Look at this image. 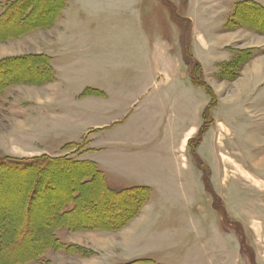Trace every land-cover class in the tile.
Listing matches in <instances>:
<instances>
[{
  "label": "rangeland",
  "instance_id": "1",
  "mask_svg": "<svg viewBox=\"0 0 264 264\" xmlns=\"http://www.w3.org/2000/svg\"><path fill=\"white\" fill-rule=\"evenodd\" d=\"M241 1H217L216 9L192 0H65L55 21L49 10L30 16L23 7L0 20V85H11L0 94V165L39 168L30 178L0 167L2 230L31 223L33 232L4 240L9 261L18 260V248L34 257L50 241L47 231L66 221L63 203L73 201L70 219L82 225L52 239L81 252L50 243L19 264H264V13H238L227 29ZM190 16L209 47L192 45L199 33ZM26 17L48 25L28 32ZM38 54L50 57L54 81L37 83ZM186 54L200 66L187 65ZM233 62L218 77L220 65ZM94 88L100 93L90 94ZM62 156L95 163L111 188L150 186L147 207L126 226H99L133 210L132 200L83 207L100 182L78 187L76 200L81 169L64 165L50 164L58 191L49 193L42 160ZM132 156L147 161L144 176L128 163Z\"/></svg>",
  "mask_w": 264,
  "mask_h": 264
},
{
  "label": "trees",
  "instance_id": "2",
  "mask_svg": "<svg viewBox=\"0 0 264 264\" xmlns=\"http://www.w3.org/2000/svg\"><path fill=\"white\" fill-rule=\"evenodd\" d=\"M65 0H8L6 3L5 2H1L0 1V20H2L6 15H8V12L12 11H16L18 10V8L23 7L27 9V12H29L26 15H30L32 14V11L35 10L36 8L40 10H49L50 14H51V19L53 18V21H55L62 13L64 7H65ZM38 5L40 7H38ZM261 12L264 13V8L258 4L257 2H255L254 0H243L239 3H237L235 5V9L231 15V17L228 19V24L226 26L227 29H230L231 25H235L234 23H236V21H238V13L240 14L241 17H245L246 15L248 17H255L258 16L259 14H261ZM31 13V14H30ZM255 14V16H254ZM26 20H23V22H21V24H25V29L28 30V32H33L35 31L38 27H46L48 25L47 21H39V22H34L32 18L26 17ZM23 34V33H22ZM4 35V34H3ZM5 36H1V39H3ZM2 41V40H0ZM185 61L187 63V65H189L190 67H199L200 65L198 64V62L194 61L193 62V58L192 56H189L186 54L185 55ZM32 60H34V63H40V70H42V74L41 79H39V81L37 83H48V82H52L54 81V75H53V69L51 66V61H50V57L46 54H38L36 56H34L32 58ZM238 62V61H235ZM235 62L231 63V64H227L224 63L222 65H220L221 68V72L218 74V77H224L226 71L232 67V65L235 66ZM42 67V68H41ZM234 70V69H233ZM237 75H239V73H237ZM6 84V85H5ZM8 84V85H7ZM11 86L9 83H2L0 85V94L2 93V91ZM100 93L99 91L93 90L91 91L90 94H97ZM79 144H69L67 147H77ZM38 160H36L35 162H37ZM40 161V160H39ZM45 164H44V169L41 170L45 173L46 179H45V187H46V191H48L49 193H54L55 191H58V189L56 190L55 187L51 186V181H50V173H53L54 171V167L50 166V164L52 165H64V166H71V167H78L79 169H81V171L79 172L80 176L83 178V181H80L76 187L75 190L72 192V194H74V192L78 191V193H76L74 196V199H81V195L80 191L77 189L78 187H85L87 184H89L90 182H94L96 179L99 180V186L97 187L98 189L93 190L92 194L90 195H86L88 198L85 199V197H83L84 199L82 202V206L84 207L87 202H95L96 204H103V200L105 199V203L107 205H114L115 207L117 206L116 204L118 203L117 201L120 198L123 197H129L132 200V206L134 207L133 210H129L128 212H126L125 214H123L121 217H117V216H113L112 218L114 219L113 222H98L96 224H99V226H103V224L105 225H112L110 226V230H115L117 228H120L122 226H126L130 221H132L136 216H138V214L140 213L142 207L148 202L149 198H150V188L146 187V186H136V187H130V188H123V189H114L109 187L106 184L105 181V176L103 174V172L101 170L98 169L97 165L93 162H87V161H78L75 160L71 157H46L45 160H42ZM2 166V168H7V169H12L15 171H19L20 174H24L25 176H29L30 178H33L34 175L36 176V172L37 169H39L38 167H36V164L33 165H28V164H24V163H20V162H16L14 160H8L7 162H5V164L0 165V167ZM27 173V174H26ZM75 174V173H74ZM87 176H90L89 180L85 179ZM85 177V178H84ZM41 179H37L35 178L34 183L35 186L37 187L39 184V182H41ZM38 182V183H37ZM206 182V181H205ZM42 183V182H41ZM206 182V186H207ZM36 187L33 188L32 192L36 191ZM210 187V185H209ZM92 191V190H91ZM71 194V195H72ZM125 194V195H124ZM122 196V197H120ZM64 195H62V197L60 198L61 201H63L64 199ZM128 198V199H129ZM70 199V198H69ZM121 200V199H120ZM73 201H71L70 206L68 207L67 205L69 204H64L63 203V207H61V213H60V218L64 217V219L66 221H62L59 222L58 225L52 229V230H48V235H50L49 239L50 241L46 242L43 246L42 249H40V251L34 255V257H31L28 259V255H30V250H28V255L27 253L22 254L20 251H22L21 248H18V252L16 256H18V260L16 262H11L8 260V253L6 251H4V246L2 245V243L4 242V240H10V244L13 243V240L16 239H27L28 235L32 234L33 232H31V226L29 225L31 223H29L26 226V229L23 231L22 229L20 230H15V228L12 227V231H8L9 233L5 232L4 230H2L3 226H0V264H19V263H28L31 262L35 259H37L38 257H41L42 253L41 250H47L49 248H52V245L56 243L55 248L54 249H60L63 250L65 249L66 251L70 252V248L73 247V249H77L78 247L75 245L72 246H65L63 244L60 243V241L56 238V239H52L54 236V232L60 230V229H68L71 231V227L72 225L74 226V224H77L76 221L78 219H76V221L71 220L70 218L72 213L76 210V207L74 205V203H72ZM119 204V203H118ZM81 206V207H82ZM78 208V206H77ZM70 216V217H69ZM119 219L118 222H116ZM115 221V222H114ZM8 222H6L7 224ZM80 223V222H79ZM77 224V225H82V224ZM76 226V225H75ZM98 226V225H96ZM84 227V228H83ZM81 229H85L88 226L84 225ZM99 228L101 229V227H95L93 229ZM46 229V228H45ZM88 229V228H87ZM35 234V232H34ZM52 243L51 247H49L48 245ZM76 253H80L81 251H79L78 249L75 251ZM15 253V254H16ZM74 253V252H73ZM32 255V254H31ZM41 255V256H40ZM11 256V255H10ZM21 256V257H20ZM27 256V257H26ZM128 264H132V263H128Z\"/></svg>",
  "mask_w": 264,
  "mask_h": 264
},
{
  "label": "crops",
  "instance_id": "3",
  "mask_svg": "<svg viewBox=\"0 0 264 264\" xmlns=\"http://www.w3.org/2000/svg\"><path fill=\"white\" fill-rule=\"evenodd\" d=\"M2 1H5V0H2ZM192 1H200V2H203L204 4L205 3H208V5L210 6V8H216V9H218L217 7H215V3L217 2V1H223V0H192ZM236 1H238V0H233V2L232 3H235ZM260 1V0H259ZM211 3H213L214 5H210ZM209 6H207V7H209ZM219 7V6H218ZM207 10V9H206ZM205 10V11H206ZM213 10V9H212ZM211 11V10H210ZM208 12H209V10H208ZM223 14V13H222ZM222 14H220L219 16H218V18L219 17H221V15ZM223 16V15H222ZM190 21H191V23H192V28H193V31H195V34L196 33H199V34H197V38H196V41L194 42V43H192V45L193 44H195V45H197V44H205V46L206 47H209V43H207L206 41H204V39H203V37H201L202 35H201V33L200 32H198L197 30H196V20H195V18L193 17V16H190V17H187ZM222 24H223V22H222ZM211 50V48L209 49V51ZM184 51V50H183ZM203 64V63H202ZM247 72H250L251 74H252V76L253 77H261V76H263V74L261 75L258 71H255V70H253L252 68H248V69H246V73ZM169 80H170V78H169ZM144 81H146V80H144ZM86 88H88V87H86ZM85 88V89H86ZM90 88V87H89ZM94 89H96V91H98L99 89L98 88H94ZM148 91V88H146L145 87V85H143V86H140V89H139V91H138V93H140V95H144L146 92ZM79 96V95H78ZM87 97H89V98H97V97H99V96H87ZM101 127H103L102 125H97V126H94L93 127V129H99V128H101ZM104 128H111V127H104ZM89 129H91V128H89ZM88 129V130H89ZM190 129H193V130H195V127H191ZM192 133V131H190V134ZM190 137H186L184 140H183V143H186L187 141H188V139H189ZM182 140V139H181ZM183 149V148H182ZM183 159H184V161H183V165L184 166H186L187 165V162H188V158L186 157V156H183L182 157ZM144 160V159H143ZM195 160H196V158H195ZM128 163L129 164H132V165H135L136 167H138L140 170H138L137 168V171H138V173L141 175V176H144L145 174H146V168L147 167H144V164H147V161H142V163L141 162H138V160H137V157L135 156H132V157H130V159H129V161H128ZM139 164H142V166L141 165H139ZM153 166H154V169H155V171H157L158 170V165H157V162H155L154 164H153ZM170 171L172 172V176H174V174H175V169L173 168H171L170 169ZM105 172V171H104ZM204 181V180H203ZM204 183L206 184V182L204 181ZM135 186H146V187H149L150 188V190H151V193H152V188L150 187V186H148V185H144V184H138V185H135ZM135 186H131V187H135ZM128 188H130V187H128ZM206 190H208L207 189V186H206ZM148 205V204H147ZM147 205L144 207V208H146L147 207ZM144 208L142 209V211L144 210ZM225 208V207H224ZM225 213L226 214H228L227 213V210H226V208H225ZM137 219V218H136ZM135 219V220H136ZM242 241H244V240H242Z\"/></svg>",
  "mask_w": 264,
  "mask_h": 264
}]
</instances>
